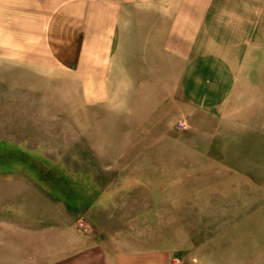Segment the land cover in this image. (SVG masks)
<instances>
[{"label": "rangeland", "instance_id": "374dc122", "mask_svg": "<svg viewBox=\"0 0 264 264\" xmlns=\"http://www.w3.org/2000/svg\"><path fill=\"white\" fill-rule=\"evenodd\" d=\"M40 79L0 85V264L46 259L71 228L114 249L187 256L216 239L264 253L255 94L212 114L178 102L173 85L104 87L86 103L66 78Z\"/></svg>", "mask_w": 264, "mask_h": 264}, {"label": "crops", "instance_id": "0c3cea01", "mask_svg": "<svg viewBox=\"0 0 264 264\" xmlns=\"http://www.w3.org/2000/svg\"><path fill=\"white\" fill-rule=\"evenodd\" d=\"M54 77L78 85L86 103L121 85H173L178 102L212 114L244 93L264 102V0H0V85ZM71 229L57 252L24 264L264 262L216 239L185 256L108 248Z\"/></svg>", "mask_w": 264, "mask_h": 264}]
</instances>
